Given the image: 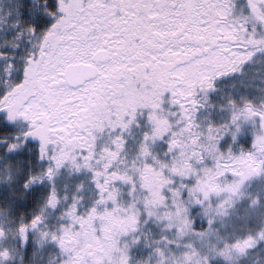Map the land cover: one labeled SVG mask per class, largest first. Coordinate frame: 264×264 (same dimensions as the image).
<instances>
[{
	"label": "snow or ice",
	"instance_id": "6c2138e0",
	"mask_svg": "<svg viewBox=\"0 0 264 264\" xmlns=\"http://www.w3.org/2000/svg\"><path fill=\"white\" fill-rule=\"evenodd\" d=\"M0 264H264V0H0Z\"/></svg>",
	"mask_w": 264,
	"mask_h": 264
}]
</instances>
